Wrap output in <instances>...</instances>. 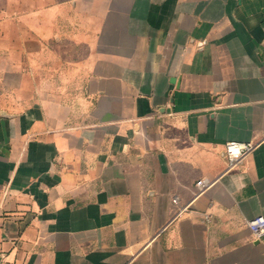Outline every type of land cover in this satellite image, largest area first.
Here are the masks:
<instances>
[{"label": "crops", "instance_id": "0c3cea01", "mask_svg": "<svg viewBox=\"0 0 264 264\" xmlns=\"http://www.w3.org/2000/svg\"><path fill=\"white\" fill-rule=\"evenodd\" d=\"M259 214L264 0H0V264H264Z\"/></svg>", "mask_w": 264, "mask_h": 264}, {"label": "built area", "instance_id": "2783aa9c", "mask_svg": "<svg viewBox=\"0 0 264 264\" xmlns=\"http://www.w3.org/2000/svg\"><path fill=\"white\" fill-rule=\"evenodd\" d=\"M257 146V142L254 141H237L229 140L225 143V151L227 154V167L226 171H231L238 167L240 162L245 156L252 152ZM214 180L201 178L196 182L197 190L196 195L202 193L208 188ZM175 204H179L177 196L173 198ZM186 206L180 207L179 211L186 209ZM208 219V215H206ZM247 225L251 229L254 237L260 240L264 237V215L259 214L247 220Z\"/></svg>", "mask_w": 264, "mask_h": 264}]
</instances>
